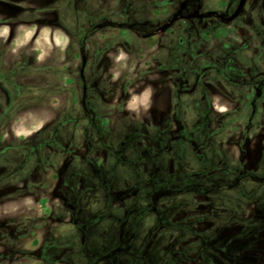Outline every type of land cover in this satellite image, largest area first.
Returning a JSON list of instances; mask_svg holds the SVG:
<instances>
[{"label": "rangeland", "instance_id": "obj_1", "mask_svg": "<svg viewBox=\"0 0 264 264\" xmlns=\"http://www.w3.org/2000/svg\"><path fill=\"white\" fill-rule=\"evenodd\" d=\"M234 1L201 0L202 9ZM181 3H188L187 11L197 4L0 0L5 61L38 53L23 78L30 93L20 99L31 107L0 114L12 122L4 135L0 127V264H87L85 244L104 252L123 246L98 264H241L220 253L222 241L231 251L261 255L264 264V179L235 182L239 172L263 169L264 86L254 97L252 88L264 77V0H248L238 21L224 26L220 43L227 46L219 58L253 65L241 66L247 72L238 82H224L219 90L225 95L216 94L207 114L199 98L198 105L179 107L165 87L174 81L168 75L175 59L207 52L202 33L193 45L186 42L187 26L194 33L223 26L186 20L154 41L137 34L138 28L146 33L163 25ZM249 31L254 34L247 36ZM85 33L91 60L86 73L97 80L90 102L94 121L76 109ZM243 37L250 38L248 52L238 49ZM45 61L49 75L53 69L61 75L56 89H41L38 64ZM171 107L180 109L172 114ZM186 159L193 167L180 168ZM90 220L95 225L84 234ZM104 229L111 235L107 241Z\"/></svg>", "mask_w": 264, "mask_h": 264}, {"label": "flooded vegetation", "instance_id": "obj_2", "mask_svg": "<svg viewBox=\"0 0 264 264\" xmlns=\"http://www.w3.org/2000/svg\"><path fill=\"white\" fill-rule=\"evenodd\" d=\"M196 1L197 4L194 7L192 5L191 10H186V8L189 6L188 3H181L179 9L175 12V14L170 17L163 25L160 27H152V29L146 33H140V29L138 28L137 34H140L142 38H147L149 41H154L157 36L161 33H171V27L172 25L177 21H193V20H213L217 24H221L223 27H217L220 30L216 32V27H209L204 26L200 27V29H197V31L194 33L193 29L189 26H187L188 29L185 30L186 33V42L190 45H193L195 43L194 41V35L202 33L201 36V46L203 45V42L205 43L204 50L207 52L200 53L199 56L201 57H193L192 52L190 53V57H181L177 58L173 61L172 68L170 70L173 71L172 74H169V78H174V81L170 79L169 85L165 87L167 90L168 96L171 98L173 97L174 103L176 104L178 102L179 107L184 106L185 104H197V99H200L201 103V112H204L207 114V112L214 111V98H216L219 94L225 95L223 92H220L219 88H222L224 86V82H238L239 78L241 76H246L245 72L246 69H241V66H252L253 63L247 59L246 61H241L239 59L235 58H219V56L222 54L219 50L225 46H227V43L222 42L220 43L221 39L226 38V28L224 26H229L232 23H235L238 21L240 16L245 12V8L248 4V0H235L236 4L233 5H222L218 6L216 8H207L202 9V2L201 0H191ZM239 9V10H238ZM238 10V13L236 11ZM252 13V10H251ZM264 16V15H263ZM145 25V24H144ZM132 28V27H131ZM215 28V29H214ZM133 29V28H132ZM199 31V32H198ZM256 32H261L260 30ZM253 31L246 32L245 34L247 36H252ZM90 33H85L82 36V41L79 43V55H80V69H79V75L78 80L81 83V89H80V102L77 103V111L79 114L90 115L89 119L91 121L95 120V110L91 106V98L94 96V92L96 91V81H94L93 76H88L87 66L91 65V60L88 59L86 54V48L84 46V42L86 38L89 36ZM244 41L239 43L238 49L241 51H247L250 50V43L247 42L249 40V37H243ZM200 45V44H199ZM12 48V47H11ZM192 49V47H191ZM5 49L2 48L1 42H0V114L5 115H15L19 113L21 110H25L28 107L27 105H21L20 99L26 98L30 93L29 89H24V87L27 86L26 83H24L23 78L24 75H28L32 72L31 66V58L33 55H36L35 61L38 59V53H32L31 55L24 53V59L20 58L19 60L13 59L11 61H5V55L7 52L3 51ZM18 54L23 55V51H18ZM15 56V55H14ZM247 62V63H246ZM40 66L38 69L41 70V79L44 80L43 84L41 85V89L47 90L52 88H57L58 85V79H60L61 75L59 71H55L53 69V72H55V75H49V61H45L43 64H38ZM53 76H57V79H54ZM181 79V80H175V78ZM250 79L254 78L252 75H249ZM92 82H95V84ZM106 82V81H105ZM125 82V81H124ZM121 83L119 88L122 89V92L125 89L126 83ZM261 84H259L257 87L253 85L252 95L253 97L256 95V93L262 91V87L264 86V77L261 79ZM108 86L111 88L112 83L111 80H108L106 82ZM215 84V85H214ZM230 87V86H229ZM37 89V88H36ZM171 89H174V95L172 96ZM231 89L234 91L235 86H231ZM164 91V90H163ZM231 92V90H230ZM216 94H218L216 96ZM157 97H162L163 94H161V91L156 95ZM229 96V95H227ZM232 96V95H231ZM178 98V99H177ZM171 102V101H170ZM182 105V106H181ZM186 106V105H185ZM184 106V107H185ZM192 106V105H191ZM172 107L169 109V112L171 111ZM180 109V108H179ZM178 108H175L174 111H171L172 114L175 112H178ZM186 109V108H185ZM11 117V116H10ZM84 118V117H83ZM86 119V117H85ZM177 119V118H176ZM81 120V119H80ZM172 120L175 121V119ZM179 120V119H178ZM12 122L10 121H1L0 119V127H2L3 135L8 132V127L11 125ZM82 123L81 125H84V121H80ZM94 123V122H93ZM169 126H172V123L169 124ZM159 129V127H157ZM160 130V129H159ZM2 133V132H1ZM3 137L0 136V142H2ZM119 146L121 148H125L126 144L125 141H121L119 143ZM185 165H180L179 167L182 168L186 166L193 167V165L190 163V160H185ZM189 163V164H188ZM262 170L261 173H257L255 170H249V171H242V173H238L239 175L235 176V182H239V180L242 177H250L252 179H264V160L262 163ZM193 172V171H192ZM196 171L195 173H197ZM235 184V183H234ZM95 225L94 221L90 220L87 223H83V232L84 234L89 232L88 227H92ZM203 238L207 236L206 232L201 233ZM102 238L107 241L110 239V232H107V229H104V233L101 235ZM152 236V235H151ZM145 238L144 240H146ZM223 243L218 246V249L220 253L223 256H226L227 258L236 261L241 264H250L245 262L242 259L243 254H250L255 255L259 257V260L256 264H259V262L263 259L261 255L259 254H253L249 252L247 249H239V250H229L227 246H225V241H222ZM85 247L87 248V254L89 257L87 264H98V262L102 261L103 259H107L112 257V254L118 251L123 250V246H115L111 247L110 249L106 250L105 252L101 250H95L93 248H89L88 245L85 244ZM58 263L55 262V264Z\"/></svg>", "mask_w": 264, "mask_h": 264}, {"label": "trees", "instance_id": "obj_3", "mask_svg": "<svg viewBox=\"0 0 264 264\" xmlns=\"http://www.w3.org/2000/svg\"><path fill=\"white\" fill-rule=\"evenodd\" d=\"M242 259L247 263L256 264L259 260V257L255 255H250V254H243Z\"/></svg>", "mask_w": 264, "mask_h": 264}, {"label": "water", "instance_id": "obj_4", "mask_svg": "<svg viewBox=\"0 0 264 264\" xmlns=\"http://www.w3.org/2000/svg\"><path fill=\"white\" fill-rule=\"evenodd\" d=\"M239 10V9H238ZM238 10L236 11V13H238Z\"/></svg>", "mask_w": 264, "mask_h": 264}]
</instances>
